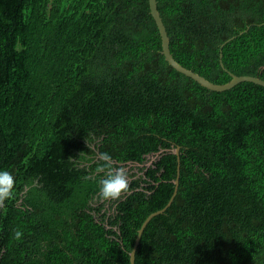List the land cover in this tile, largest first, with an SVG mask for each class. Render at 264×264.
Masks as SVG:
<instances>
[{
	"label": "trees",
	"instance_id": "trees-1",
	"mask_svg": "<svg viewBox=\"0 0 264 264\" xmlns=\"http://www.w3.org/2000/svg\"><path fill=\"white\" fill-rule=\"evenodd\" d=\"M157 1L180 64L264 80V0ZM103 152L142 166L117 201ZM178 165L135 264H264V86L175 70L149 0H0V264H131Z\"/></svg>",
	"mask_w": 264,
	"mask_h": 264
},
{
	"label": "water",
	"instance_id": "water-1",
	"mask_svg": "<svg viewBox=\"0 0 264 264\" xmlns=\"http://www.w3.org/2000/svg\"><path fill=\"white\" fill-rule=\"evenodd\" d=\"M149 5H150V12L151 15L153 16L157 27L159 29L160 35H161V40H162V54L165 56V59L167 60V62L169 63L170 66H172L175 70H177L180 73H183L184 75L192 78L193 80H195L196 82H198L200 85L206 87L209 90L212 91H225V90H230L233 87H235L236 85L242 83V82H253L256 83L258 85L264 86V80L255 76H250V75H242V76H237L235 74H231L232 79L231 81H229L228 83L225 84H216L213 83L212 81L208 80L207 78H205L204 76L200 75L199 73L186 68L185 66H183L182 64H180L173 56L171 49H170V37L168 35V31L166 28V25L163 21V18L160 14V11L158 9V1L157 0H149ZM243 32H241L240 34H242ZM236 36H233L229 39H227L222 45H221V49L225 46V44H227L228 42L232 41ZM221 65L224 67V64L222 62V53H221ZM225 68V67H224ZM176 154L178 155V161L180 160V147H177L176 149ZM180 165H178V174H177V178L175 180V192L174 195L172 197V199L170 200V202L167 204L166 207H164L162 210L156 211L152 214H150L148 216V218L144 221V223L142 224V226L140 227V229L138 230V235L135 241V245L131 251V264H135V259H136V252L137 249L139 247L140 244V240L142 237V234L147 226V224L149 223V221L161 214L164 213L166 211V209L172 204L174 197L176 196L177 192H178V188H179V176H180Z\"/></svg>",
	"mask_w": 264,
	"mask_h": 264
},
{
	"label": "clouds",
	"instance_id": "clouds-1",
	"mask_svg": "<svg viewBox=\"0 0 264 264\" xmlns=\"http://www.w3.org/2000/svg\"><path fill=\"white\" fill-rule=\"evenodd\" d=\"M98 159L102 163L95 169L97 174L104 173V178L99 181V197L103 201H117L125 195H130V179L125 167H115L113 157L107 153H99ZM15 178L6 171H0V209L5 207V202L14 197ZM13 238L21 241L23 233L13 230Z\"/></svg>",
	"mask_w": 264,
	"mask_h": 264
},
{
	"label": "rangeland",
	"instance_id": "rangeland-1",
	"mask_svg": "<svg viewBox=\"0 0 264 264\" xmlns=\"http://www.w3.org/2000/svg\"><path fill=\"white\" fill-rule=\"evenodd\" d=\"M157 157H158V156H154V155H150V156H148L149 160H148V162L145 164L146 166H143V167L146 168V167H148L149 165H151L152 162H153L154 160L157 159ZM139 167H142V166H139L138 164H132V163H130V164L126 167V169H127V171H128L129 174H132V173H140V172H139V169H138ZM106 206H107V207H110V205H109L108 203L106 204Z\"/></svg>",
	"mask_w": 264,
	"mask_h": 264
}]
</instances>
